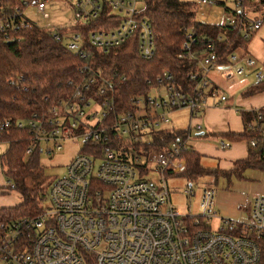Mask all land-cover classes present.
<instances>
[{
  "label": "built area",
  "instance_id": "obj_1",
  "mask_svg": "<svg viewBox=\"0 0 264 264\" xmlns=\"http://www.w3.org/2000/svg\"><path fill=\"white\" fill-rule=\"evenodd\" d=\"M71 1L75 25L51 30L54 39L81 60L90 63L96 52L107 53L135 36L141 58L155 56L154 30L140 17L144 0ZM233 1L234 19L224 25L233 27L238 21L241 36L249 39L264 25L263 13L253 8L259 0ZM197 2L216 4L215 0ZM50 3L19 0L7 4L0 15V37L21 41L20 34L35 27L25 20L24 8L35 6L48 19ZM198 43L205 41L187 34L179 55L199 62V71L189 74L195 83L191 90L175 85L172 74L164 72L147 94L130 100L132 111H120L113 82L102 68L88 63L72 94L15 122L32 135L28 155L39 148L53 156L63 149L62 142L77 139L88 149L52 183L47 195L51 208H43L36 217L0 224L4 264H264V196L255 197L247 222L223 219L218 232L206 222L217 216L214 187L203 188L198 216L182 213L171 201L165 177L185 170L190 136L193 130L202 132V124L192 126L186 139L161 148L146 147L154 134L166 130L162 126L169 123V113L190 109L192 119H198L210 99L219 104L228 100L210 80V73L219 71L223 80L232 82L253 71L254 85L264 83V69L250 54L235 52L222 65L215 42L209 41L203 52L195 49ZM9 84L18 91L29 90L21 74L14 75ZM262 109L250 111L256 116L247 126L256 135L247 141L252 151L264 148ZM12 125L6 121L1 128ZM219 144L232 148L226 140ZM155 175L160 178L153 179ZM190 188L186 195H193Z\"/></svg>",
  "mask_w": 264,
  "mask_h": 264
},
{
  "label": "trees",
  "instance_id": "obj_2",
  "mask_svg": "<svg viewBox=\"0 0 264 264\" xmlns=\"http://www.w3.org/2000/svg\"><path fill=\"white\" fill-rule=\"evenodd\" d=\"M18 1L0 0V15L7 4L13 5ZM195 7L196 2L191 1L144 0L140 17L150 22L155 33L156 53L151 60L141 58L137 36L107 53L96 52L90 63L70 52L62 42L56 41L51 29L35 26L21 33L19 42L0 37V143L9 144L1 157V165L12 184L11 188L23 200L18 206L0 209V224L41 214L43 201L49 191L47 187L42 188L40 181L41 150L35 148L31 155L27 154L33 145L32 135L28 129L18 128L15 122L27 120L34 113L42 112L49 105L72 94L75 85L83 80L81 70L88 63L94 68H102L113 82L119 110L132 111L134 108L130 100L147 94L164 72L172 74L175 85L187 91L193 89L195 83L190 81L189 74L199 71V62L179 58L187 34L193 33L196 38L205 41L195 46L198 52H203L209 41L215 42L222 65L231 54L246 50L252 37L244 39L241 36L238 21L233 27L202 24L195 19ZM253 8L264 15V0H259ZM220 36L224 37L221 42L218 41ZM16 74L25 76L29 85L27 92L10 86L9 81ZM262 92L264 83L252 85L245 94L254 96ZM46 98H49L48 103ZM241 114L245 130L240 134L228 135L231 142L248 141L256 137L247 127L255 119V113ZM6 121H12L13 125L1 128ZM187 135L183 131L162 130L153 135V142L146 147L161 148L177 139H186ZM184 158L186 168L176 175H184L190 181L204 176L219 178L222 175L217 169L203 167L200 155L193 150L185 153ZM250 167L264 169V148L260 151L250 150L246 160L237 162L236 170Z\"/></svg>",
  "mask_w": 264,
  "mask_h": 264
},
{
  "label": "rangeland",
  "instance_id": "obj_3",
  "mask_svg": "<svg viewBox=\"0 0 264 264\" xmlns=\"http://www.w3.org/2000/svg\"><path fill=\"white\" fill-rule=\"evenodd\" d=\"M196 2L195 7V19L197 22L207 25H224L230 19H234L233 12L235 11V4L233 0H215L216 4L214 6H207L199 4L197 0H182ZM71 0H51V3L47 6V12L50 15L48 19L44 18V14L40 12L37 7L29 6L24 8L25 20L31 22L34 26L44 28L46 30L55 27H71L75 25L76 21L74 18L73 7L71 6ZM209 78L212 81L215 79L217 83L221 86V90L227 92L231 99L242 98V94L250 88L244 87L246 83L253 84V77L245 76L239 79L234 84L224 82L219 75L214 74V72L209 74ZM154 95V94H153ZM254 98L258 102L264 103V92L254 95ZM213 103V100H209V105ZM204 112L201 113V119H204ZM220 117V115H216ZM169 123L163 124L162 128L167 130L183 131L189 132L192 126V112L190 109L176 110L168 115ZM216 120L215 118H213ZM204 127L202 132L192 131L191 139H197V135L204 134L206 139H211L209 141L211 144H218L220 137H212V132L208 128L207 122L204 119L201 123ZM218 139V140H217ZM47 144H43L46 147ZM54 147L53 144L49 145ZM63 149L57 152L53 156H49L45 153L41 154L40 157V181L42 182V188L50 189L52 183L58 177L64 176L66 173V168L70 162L79 154L87 151V146L83 143L82 139L68 140L62 142ZM8 143H0V204L8 207H15L20 205L21 196L18 192L13 190L11 182L6 178L4 174V168L1 165V157L8 150ZM204 165H212L215 161L211 158H204ZM211 162V163H209ZM209 163V164H208ZM244 169H237L231 172V174L226 177V184L222 186V181L220 178H215L213 176L199 177L196 180L190 181L184 175H167L165 180L167 186L170 190V197L173 205L184 214H191L193 216H198L201 214L199 208V201L203 188L206 186L214 187L218 193H227L231 195V199H234L238 203V207L243 210L249 209L252 202L257 197L258 192L255 188L262 185V179L258 177L249 176L248 174H242ZM158 180L160 177L155 175L152 177ZM192 186L193 195H186L185 191ZM48 196H45L43 201V208H51V204L47 200ZM223 219L231 220L226 218L218 212L217 216L211 221L206 220L207 225L211 227L214 232L220 231L223 225ZM249 219L245 220L247 222ZM240 222L239 220H231Z\"/></svg>",
  "mask_w": 264,
  "mask_h": 264
},
{
  "label": "crops",
  "instance_id": "obj_4",
  "mask_svg": "<svg viewBox=\"0 0 264 264\" xmlns=\"http://www.w3.org/2000/svg\"><path fill=\"white\" fill-rule=\"evenodd\" d=\"M237 52L250 54L252 57H254L257 60L258 67L264 69V25L261 27L260 30H258L252 36L251 41L247 45L246 50H238ZM214 74L219 75L220 78L223 80L219 71H214ZM245 76H250V77L252 76L254 79L253 71L248 72ZM245 76L238 77L232 82H226L225 80L223 81L226 83L234 84L239 79ZM212 82L215 86L221 88V86L217 83L215 79H213ZM250 85H254V82L253 84L246 83L244 87H248ZM246 91L242 94V98L240 97L237 99L236 98L231 99L230 95L224 91V94L227 96L228 100L220 104L218 103V100L212 99L213 103L209 105V107L205 110L204 113V117H205L204 119L207 122L208 128L212 132L213 135L212 137L219 136L220 141L221 140L229 141L228 135L240 134L243 133L245 130V124L241 114L242 112H250L256 109L264 108V103L258 102V100L254 98V96H247L245 94ZM218 114L220 115V117L216 116ZM213 118H215L216 120H214ZM204 119L201 118L191 119L192 126H194L197 123L201 124L202 120L204 121ZM197 137H201V138L191 139L190 136V146H191L190 150H193L200 155L201 165L203 167L209 169H217L222 173V175H219V178L220 181H222L223 184L222 186H225L224 184L227 183L226 177H228L232 171L236 170L237 162L246 160L249 157L250 148L248 146L247 141H241V142L229 141L232 143V148L224 149L220 146V144L219 146L218 144H214V143L211 144L209 142L211 141V139L209 138L206 139L203 133L197 135ZM205 157H207L208 159L209 158L214 159L215 160L213 162L214 164L204 165ZM242 172H243L242 174H248L249 176H254V177H258V179L260 178L262 179L263 181L262 185L258 186L255 189L257 190L259 195L264 196V169L250 167L244 169V171ZM230 196L231 195L227 193H222V192L218 193L217 191L216 210L218 209V212L220 214L231 220H239L240 222H244L245 220L249 219L253 202L249 209L245 208V210H243L241 207H238L237 205L238 203H236L234 199H231ZM22 201L23 200L21 198V203ZM2 208H11V207L0 204V209ZM0 264H4V263L0 260Z\"/></svg>",
  "mask_w": 264,
  "mask_h": 264
}]
</instances>
